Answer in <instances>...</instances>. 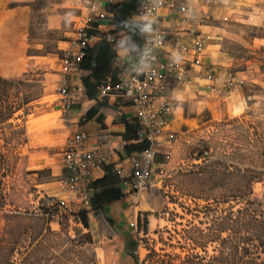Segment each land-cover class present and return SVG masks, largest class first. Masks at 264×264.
<instances>
[{
    "label": "rangeland",
    "instance_id": "374dc122",
    "mask_svg": "<svg viewBox=\"0 0 264 264\" xmlns=\"http://www.w3.org/2000/svg\"><path fill=\"white\" fill-rule=\"evenodd\" d=\"M19 3L0 0V39L15 34ZM31 3L27 69L0 74L8 80L0 81V264H101L115 228L103 212L61 208L53 174L64 168L63 144L52 133L66 124L55 94L59 47L72 26L58 0ZM216 25L217 69L247 79L224 100L186 107L184 133L160 153L156 183L144 191L152 210L134 233L140 264H192L184 261L197 253L209 259L222 249L225 216L244 204L249 185L251 198L264 202V0H247Z\"/></svg>",
    "mask_w": 264,
    "mask_h": 264
},
{
    "label": "built area",
    "instance_id": "2783aa9c",
    "mask_svg": "<svg viewBox=\"0 0 264 264\" xmlns=\"http://www.w3.org/2000/svg\"><path fill=\"white\" fill-rule=\"evenodd\" d=\"M242 1L138 0L129 16V20L143 23L138 30L135 59L129 60L118 50L116 59L124 65V73L117 80L102 79L97 97L124 98L131 102L140 123L133 142H148L149 146L128 154L127 164L114 163L115 155L129 141L123 140L109 149L99 144L89 146L87 131L73 132L66 140L62 155L68 174L59 182L63 193L59 201L61 208L67 213L94 212L96 170L112 162L124 194L139 195L155 185L156 169L163 165L158 156L172 148L178 137L169 122L176 107L171 88L201 84L225 97L242 87L246 77L230 75L222 79L212 64L204 66L203 62L209 47L216 44V22L229 20L239 13L233 5ZM123 2L128 0H89L61 48L55 94L66 124L71 122L72 108L88 98L86 84L78 74L87 50L100 41L122 47L131 37L128 29L116 21L114 7Z\"/></svg>",
    "mask_w": 264,
    "mask_h": 264
},
{
    "label": "crops",
    "instance_id": "0c3cea01",
    "mask_svg": "<svg viewBox=\"0 0 264 264\" xmlns=\"http://www.w3.org/2000/svg\"><path fill=\"white\" fill-rule=\"evenodd\" d=\"M17 1H20V3L14 8L16 12L22 13V18L17 19L15 22V34L10 40L4 38L0 39V74L9 76L23 73L27 69L28 61L27 36L24 34L23 27L29 25L27 15L32 11L31 2L34 0ZM58 1L60 2L58 4H61V6L65 8L61 17L67 19L72 26L71 30L65 32L66 39L60 41L59 48L61 51L62 44L65 43L67 38L71 35L78 14L83 5L89 0ZM100 4L105 5L103 1H100ZM246 4L247 0H244L239 2L238 5H233V7H237L240 12ZM59 23L61 22H56L55 27H58ZM19 28H22L20 34ZM217 45L218 43L209 47L208 54L204 57L203 62L205 63L204 66L207 65V63L212 64L215 72L219 74L222 79H225V74H222V71L217 69V61L214 60L215 52L216 50L218 51L215 47ZM138 46L139 40L136 41L132 37L127 39L122 47L114 46L105 41L96 43L93 48L98 53L100 52V61H105L103 62L101 79L107 77L114 80L119 79L124 73V65L116 59L118 50L120 53L125 54L129 60H133L135 59ZM59 56L60 55H58V58ZM90 73V69L83 68L78 72L79 76L83 79ZM92 80H95V78ZM170 91L176 98L175 110L169 118L171 128L178 134L176 142L179 136L184 133L183 128L188 119L185 113L188 104L194 105L195 103L207 101L214 103V100L217 102L216 100L220 101L226 99V96L221 97L218 93L207 90L201 84L192 87L181 84L178 87L174 86ZM97 92L94 97L88 94V98L84 100L82 104H78L72 108L71 122L69 124H61L59 127L52 129V133L56 135L57 142L63 144L62 150H64V145L68 136L80 130L88 132L87 144L89 146L99 144L109 149L110 147L122 143L123 140L129 141V145L135 144L133 142L134 138H128L135 133V128L140 125L133 104L124 98L102 100L97 97ZM92 110L94 112L90 114ZM128 147L127 145L125 148L121 149L112 161L114 163L127 164L126 157L130 154L128 153ZM166 152H168V150ZM160 156L161 154L159 157ZM61 162H63V156ZM113 162L99 167L96 170L94 179L97 180L102 178L106 174H116L113 169ZM53 174L56 176L59 175L61 180L63 175L68 174V171L63 168L59 174L55 171ZM117 178L119 181L114 187L121 188L120 177L118 175ZM148 198L149 194L146 192L139 195L122 193L119 198L113 199L101 208L94 210L103 212L111 223V227L115 228L116 231L112 238V242L104 250V255L100 257L101 264H140L137 258L138 250L135 249L134 244V239L137 237L134 233L142 231L138 225L140 217L144 213H148L152 210Z\"/></svg>",
    "mask_w": 264,
    "mask_h": 264
},
{
    "label": "trees",
    "instance_id": "16d2710c",
    "mask_svg": "<svg viewBox=\"0 0 264 264\" xmlns=\"http://www.w3.org/2000/svg\"><path fill=\"white\" fill-rule=\"evenodd\" d=\"M138 0H128L115 5L116 21L130 32L131 37L138 41V30L143 23L129 20L132 10L137 6ZM17 5V4H16ZM100 52L93 47L87 50L86 56L81 63V68L90 69L91 73L84 77L88 94L92 97L97 92V87L101 79L103 62L100 61ZM95 78V80H92ZM0 81H8L0 76ZM92 110L90 112L93 113ZM140 125H138L132 136L135 138ZM128 153L142 151L149 146L148 142L142 144L135 143L128 145ZM116 174H106L102 178L94 181L93 205L94 209H99L107 202L117 199L122 195L121 188L114 187L118 183ZM254 190L249 185L248 192L244 198V204L236 210L231 209L225 216V230L228 234L221 239L222 249L218 254H213L209 259L195 254L184 261L192 264H264V202L258 198H251ZM85 224L88 220L83 218ZM218 221V219H216ZM61 234H59L60 236ZM213 240L217 238V229L212 234ZM73 244L77 239L68 238Z\"/></svg>",
    "mask_w": 264,
    "mask_h": 264
}]
</instances>
